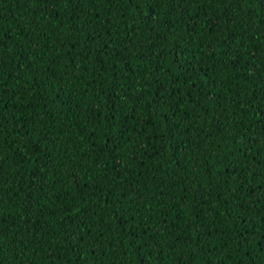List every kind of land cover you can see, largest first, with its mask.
<instances>
[{
  "label": "trees",
  "instance_id": "1",
  "mask_svg": "<svg viewBox=\"0 0 264 264\" xmlns=\"http://www.w3.org/2000/svg\"><path fill=\"white\" fill-rule=\"evenodd\" d=\"M0 264H264V0H0Z\"/></svg>",
  "mask_w": 264,
  "mask_h": 264
}]
</instances>
